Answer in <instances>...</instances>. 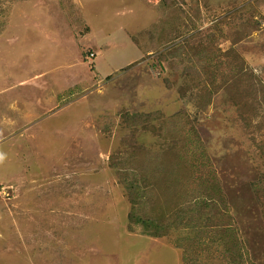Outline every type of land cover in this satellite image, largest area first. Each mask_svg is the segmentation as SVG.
<instances>
[{"label":"rangeland","instance_id":"1","mask_svg":"<svg viewBox=\"0 0 264 264\" xmlns=\"http://www.w3.org/2000/svg\"><path fill=\"white\" fill-rule=\"evenodd\" d=\"M171 1L0 0V264H264V0Z\"/></svg>","mask_w":264,"mask_h":264},{"label":"trees","instance_id":"2","mask_svg":"<svg viewBox=\"0 0 264 264\" xmlns=\"http://www.w3.org/2000/svg\"><path fill=\"white\" fill-rule=\"evenodd\" d=\"M180 1H182L183 4L185 3V0H179V2ZM165 3L168 7H169V4H173V2L171 0H165ZM178 14L180 15L179 17H187L189 15V13L187 11H185L183 8H180ZM177 21H178V18H177ZM177 21L175 20L173 22H170V27H168V28H170V30L169 31L167 29L163 30L161 33V37H163V38L168 37V40H174V38L176 36H178V32H179L178 31L179 28L177 29L176 25H175V22H176V24L178 23ZM143 32L144 33H151L150 31L149 32L143 31ZM144 36L145 35L143 34V37ZM139 43H140V40L137 39V42H135V44H137L138 46L141 47V44H139ZM182 50L183 49H178L177 51H170L168 55L162 56L161 60H167L169 57L174 58L175 56H179V55H181ZM217 53H220V52L214 51L211 54L208 53V56L205 55L202 58H207L208 60H211L212 58H215ZM88 54H89V52H88ZM189 62H192L191 58H189ZM159 63H161L160 60H159ZM198 63L202 64V62H198ZM170 64L172 65L171 62H170ZM193 66L189 65L186 67V74L187 75L197 73L196 69ZM152 69H153V72L155 74H158V75L160 74L159 70H157L156 67H153ZM189 91H190V89L181 88L182 97H184L187 94V92H189ZM233 104L235 106H237L236 103L233 102ZM241 109H243V106L237 108L238 112H240ZM141 121L144 122V125L149 124L148 126H151L155 120H154L153 116H151V117L143 116L141 118ZM193 123L195 124L194 128L196 130L198 124L200 123V120L195 118L193 120ZM153 134L155 135L156 132L154 131ZM197 135H198V133H197ZM137 149L138 148H136V150ZM174 149H176L175 143H173L172 146L167 151L169 156H173L172 153H173ZM111 158H112L111 163L113 164L112 168L116 170V171H114L115 175H117V177L119 178V181L122 183L125 191L127 190L128 193L127 192L126 193H127L128 199L130 201V205L132 206L131 212L129 213V216H128V221H129V225H130V227H129L130 232H133L132 231L133 226H139L140 225L142 227L144 235H146V236H150L153 238L168 237L170 235H167V233H168L167 228L174 227V228L179 229L181 226H183L185 224V219H183L184 217H181L180 219H178L173 226H171V225L170 226H164L161 222L153 220L151 217L146 216V214L144 213L145 209H144V207H142V201H144L146 199V196L143 193V189L141 188V186L139 184H136V183H133V182H130L129 180H127L124 177V175L122 174V172L120 170H117V168L119 167L118 155H113ZM246 188H248V186L244 187V189H246ZM237 189H240V185L236 183V184L231 186V189L225 190V192H224L225 203L226 204L231 203L232 208L238 210V212L239 213L241 212V215L244 216V215H246L245 211L248 209L249 206H250V208H255V205H254L255 202H254V200L248 201L247 197L240 195V193H238ZM255 198H257V197H255ZM257 205H260V203L258 202ZM243 242H244V240H243ZM238 245H240V247H241L240 242L237 243V247H238ZM244 250H246V252L248 254L249 249H248L246 243L244 246Z\"/></svg>","mask_w":264,"mask_h":264},{"label":"clouds","instance_id":"3","mask_svg":"<svg viewBox=\"0 0 264 264\" xmlns=\"http://www.w3.org/2000/svg\"><path fill=\"white\" fill-rule=\"evenodd\" d=\"M143 31H144V30H143ZM238 107H240V106L237 105V108H238ZM241 107H242V106H241ZM243 109H244V106H243ZM243 109H241V110H243ZM238 113H239V114H242L241 111L238 112ZM241 116H242V115H241ZM4 159H5L4 154H3V153H0V163H2ZM155 239H156V238H155Z\"/></svg>","mask_w":264,"mask_h":264},{"label":"crops","instance_id":"4","mask_svg":"<svg viewBox=\"0 0 264 264\" xmlns=\"http://www.w3.org/2000/svg\"><path fill=\"white\" fill-rule=\"evenodd\" d=\"M58 100V98L56 99V101ZM34 113H35V110H34ZM32 125H33V123H32Z\"/></svg>","mask_w":264,"mask_h":264},{"label":"built area","instance_id":"5","mask_svg":"<svg viewBox=\"0 0 264 264\" xmlns=\"http://www.w3.org/2000/svg\"><path fill=\"white\" fill-rule=\"evenodd\" d=\"M94 57V55H92Z\"/></svg>","mask_w":264,"mask_h":264}]
</instances>
